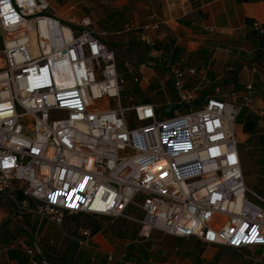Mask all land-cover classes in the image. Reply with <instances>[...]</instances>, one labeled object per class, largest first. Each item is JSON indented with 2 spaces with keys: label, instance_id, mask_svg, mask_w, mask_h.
<instances>
[{
  "label": "built area",
  "instance_id": "1",
  "mask_svg": "<svg viewBox=\"0 0 264 264\" xmlns=\"http://www.w3.org/2000/svg\"><path fill=\"white\" fill-rule=\"evenodd\" d=\"M146 20L143 33L163 24ZM252 30L264 53V23ZM116 64L87 17L64 23L48 0H0V205L56 226L76 215L124 220L140 240L156 230L260 251L245 258L264 264V199L244 184L234 131L252 87L241 103L236 93L198 97L196 70L163 59L175 96L135 105ZM80 233L87 245L90 232Z\"/></svg>",
  "mask_w": 264,
  "mask_h": 264
},
{
  "label": "crops",
  "instance_id": "2",
  "mask_svg": "<svg viewBox=\"0 0 264 264\" xmlns=\"http://www.w3.org/2000/svg\"><path fill=\"white\" fill-rule=\"evenodd\" d=\"M48 1L61 22L90 20L114 52L117 69L127 83L125 94L135 105L161 104L175 96L163 59L196 70L190 83L198 87V97L236 93L241 103L244 88L250 85L251 104L242 106L234 131L242 172L249 169L258 178L250 190L264 192V53L252 30L253 23H264V0ZM150 15L163 24L156 32L143 33ZM143 36L153 46L146 45ZM140 64L145 68H138ZM132 76L145 77L148 84H132ZM159 88L162 92L154 94ZM87 217L82 224L67 218L56 226L27 212L11 215L2 205L0 264H30L28 252L36 260L59 264H252L232 259L223 252L227 248L206 247L195 239H178L156 230L150 239L140 240L134 223ZM81 230L91 234L87 245L77 243Z\"/></svg>",
  "mask_w": 264,
  "mask_h": 264
},
{
  "label": "rangeland",
  "instance_id": "3",
  "mask_svg": "<svg viewBox=\"0 0 264 264\" xmlns=\"http://www.w3.org/2000/svg\"><path fill=\"white\" fill-rule=\"evenodd\" d=\"M121 63H122V60H121ZM121 67H122V64H121ZM158 96L159 95H156L154 97H158ZM240 148H245V146L244 145H242V146L240 145ZM243 171H245V170H243ZM244 179H245L246 187L249 188V189H250V187L252 188L253 184H254V187H255V185L258 182V178L254 177L253 172H251V170H249V169L248 170L246 169V171L244 173ZM254 187H253V189H254ZM256 192H255L256 194H259L262 198H264V192H261V191H256ZM0 208H2V205H0ZM132 210H133L132 207H130L128 209L129 212H132ZM67 218H71V219L68 220L69 222H76V223H81V224H82L83 221L88 219V217L86 215L66 216L63 219V223H64V221ZM223 252H227L231 256L232 259H236L237 261H243V262H246V263L248 261L250 263V261L246 260V258H245V257H250V254H247V253H235L234 251H230V250H227V249H223Z\"/></svg>",
  "mask_w": 264,
  "mask_h": 264
},
{
  "label": "water",
  "instance_id": "4",
  "mask_svg": "<svg viewBox=\"0 0 264 264\" xmlns=\"http://www.w3.org/2000/svg\"><path fill=\"white\" fill-rule=\"evenodd\" d=\"M174 109H176V105H171L168 106L167 108H165L163 111V114L165 116H171L172 112L174 111Z\"/></svg>",
  "mask_w": 264,
  "mask_h": 264
},
{
  "label": "snow or ice",
  "instance_id": "5",
  "mask_svg": "<svg viewBox=\"0 0 264 264\" xmlns=\"http://www.w3.org/2000/svg\"><path fill=\"white\" fill-rule=\"evenodd\" d=\"M230 159H233V162H234V158H230ZM5 166H7V162H5Z\"/></svg>",
  "mask_w": 264,
  "mask_h": 264
},
{
  "label": "trees",
  "instance_id": "6",
  "mask_svg": "<svg viewBox=\"0 0 264 264\" xmlns=\"http://www.w3.org/2000/svg\"><path fill=\"white\" fill-rule=\"evenodd\" d=\"M254 32V31H253ZM255 33V32H254ZM256 35V34H255ZM257 36V35H256ZM259 45H260V41H259ZM260 48H261V45H260Z\"/></svg>",
  "mask_w": 264,
  "mask_h": 264
}]
</instances>
